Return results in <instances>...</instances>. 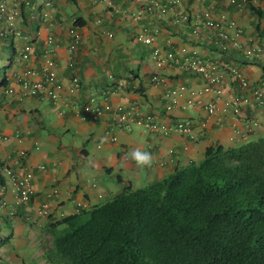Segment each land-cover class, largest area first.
Masks as SVG:
<instances>
[{"label":"crops","instance_id":"crops-1","mask_svg":"<svg viewBox=\"0 0 264 264\" xmlns=\"http://www.w3.org/2000/svg\"><path fill=\"white\" fill-rule=\"evenodd\" d=\"M50 1L55 11L48 19L40 15L41 7L37 15L23 9L19 28L30 37L34 53L28 62L15 60L7 70L14 93L7 96L0 89L3 95L0 117L7 137L0 145V264H49L45 251L52 246L51 230L57 221L77 214L80 208L106 203L126 189H138L162 180L176 167L202 160L212 144L230 147L264 136V107L248 106L240 116L222 112L209 116L204 105L211 101L212 94L199 95V104L183 110L186 94L180 99L181 106L167 114L165 92L168 89L185 86L198 91L203 82L173 66L162 71L165 83L155 85L151 81L156 71L150 60L153 46L136 41L143 30L151 32L158 27L161 31L156 46L169 50L168 41L174 48L195 46L202 57L230 61L251 82L259 83L264 80V55L249 58L243 49L258 44L256 37L264 32V19H259L254 12H264V1L244 9L224 0H182L175 7L176 12H188L195 19L213 6L218 14L235 20L244 32L240 40L242 47L230 48L227 53L205 37L209 36L206 30L200 40L192 39L191 24L173 25L172 13L163 20L147 14L135 21L137 0H111L110 4L102 0ZM160 2L170 4L171 0ZM77 20L84 25H77ZM73 28L81 42L71 54L67 45ZM3 31L6 26L0 24V32ZM51 35L60 40L53 60L59 80L65 86L63 96L55 102L44 94H27L18 81L31 68L42 71L45 40ZM15 42L10 34L0 36L4 52L10 47L20 48ZM21 43L24 42L21 40ZM129 71L134 72L131 81L126 79ZM74 76L80 78L82 86L78 93L69 96L66 90ZM223 86L225 98L238 94L227 73ZM92 98L100 107L120 105L126 110L134 107L139 115H155L160 122L191 120L196 127L205 122V137L191 139L178 133L168 136L146 133L137 125L131 130L120 129L112 125L108 116L99 121H93L87 114L76 116L73 105L83 107ZM219 105L222 107V103ZM63 110L65 113L61 115ZM137 149L151 153V166H140L132 159L131 153ZM23 151L25 155H21ZM6 170L19 178L32 175L33 193L28 204H19L13 188L6 183ZM44 206H48L46 216L41 215Z\"/></svg>","mask_w":264,"mask_h":264},{"label":"trees","instance_id":"trees-1","mask_svg":"<svg viewBox=\"0 0 264 264\" xmlns=\"http://www.w3.org/2000/svg\"><path fill=\"white\" fill-rule=\"evenodd\" d=\"M256 38L264 49V32ZM8 51L3 91L19 49ZM78 211L52 225L49 264H264V136L212 144L202 160Z\"/></svg>","mask_w":264,"mask_h":264},{"label":"built area","instance_id":"built-area-1","mask_svg":"<svg viewBox=\"0 0 264 264\" xmlns=\"http://www.w3.org/2000/svg\"><path fill=\"white\" fill-rule=\"evenodd\" d=\"M111 3V0H102ZM139 7L133 15L135 21H140L147 16L153 15L156 20H163L169 14H173V25L179 26L182 24H191L192 39L200 40L203 37V30L208 32V37L211 43H214L218 49L227 53L230 48H241L240 40L243 37V30L235 20H230L225 14H218L213 10V6L206 8L202 13L192 19L188 12H176L175 7H179L182 0H171L170 4H162L160 0H137ZM206 1V0H203ZM229 5L238 9H244L246 6L257 4L264 0H224ZM38 7L43 8L40 15L44 19L51 17L55 11V5L50 0H0V24H5L6 31L2 34H10L16 40L17 49H19L15 60L17 63L28 62L34 53V45L30 42V37L26 36L19 23L23 19V9L32 10L34 15H37ZM101 24V20L97 22ZM161 29L155 28L151 32L143 30L136 36V41L146 46H153V51L150 55V60L154 63L155 72L151 77V81L155 85L165 83V78L162 71L176 66L182 72L191 73L199 77L203 85L200 90L196 91L185 86L168 89L165 92L167 101L166 113H171L180 105V99L188 94L187 102L183 106V110H188L200 103L198 96L202 94H212L210 102L204 105L205 111L209 116H214L218 112L223 114H232L240 116L242 112L251 105L264 107V80L259 83L251 82L236 65L231 64L221 58L208 59L200 55L195 46L181 45L178 48L172 46V42L168 41L169 50L156 46L157 37ZM38 33V32H37ZM70 42L67 45L71 54H74L78 49L81 38L79 33L74 28L69 32ZM113 38L112 34H109ZM21 40L24 42L21 43ZM22 44V45H20ZM46 51L44 54V64L42 71L29 69L25 73V78L18 79L22 88L31 96L47 95L54 102L58 101L63 95V83L59 80L56 62L53 60V54L56 48L60 46V40L57 36L51 35L45 40ZM246 57L254 58L264 55V49L256 43L253 47H245L243 49ZM227 73L230 76V82L236 86L238 94L231 98H225V89L223 86L224 75ZM17 82V81H16ZM18 83V82H17ZM80 78L74 76L70 80L68 89L66 90L69 96H73L81 90ZM14 86L10 85L5 94L11 96L14 93ZM3 95L0 93V97ZM222 103V107L219 104ZM73 111L76 116L87 114L91 116L93 121H99L103 117L108 116L112 125L116 128L131 130L133 125L142 128L146 133L161 134L168 136L172 133H178L187 136L191 139L201 137L205 134L206 123L202 122L198 127L191 120L166 123L160 122L155 115H139L135 108L126 110L123 106L110 105L100 107L96 104V100L92 98L90 102L84 104L83 107L73 105ZM65 110L60 114H64ZM255 126L257 124H254ZM7 140L6 135L2 130V119L0 117V145ZM113 141H117L114 137ZM23 151L21 155H25ZM6 183L13 188V192L17 197L19 204H28L33 193L31 185L32 175L28 174L24 178L17 177L11 170H6L4 173ZM48 214V206H44L41 210V215Z\"/></svg>","mask_w":264,"mask_h":264},{"label":"clouds","instance_id":"clouds-1","mask_svg":"<svg viewBox=\"0 0 264 264\" xmlns=\"http://www.w3.org/2000/svg\"><path fill=\"white\" fill-rule=\"evenodd\" d=\"M201 137H205V134ZM189 138V137H188ZM199 138V137H197ZM196 139V138H194ZM132 159L136 161V163L140 166H151L153 157L148 151H141L139 149L135 150L131 153Z\"/></svg>","mask_w":264,"mask_h":264},{"label":"rangeland","instance_id":"rangeland-1","mask_svg":"<svg viewBox=\"0 0 264 264\" xmlns=\"http://www.w3.org/2000/svg\"><path fill=\"white\" fill-rule=\"evenodd\" d=\"M9 60H10V52L9 51H7V52H5V54L3 55V61L1 62L2 64V69L4 70L5 69V67L8 65V62H9ZM3 74V73H2Z\"/></svg>","mask_w":264,"mask_h":264}]
</instances>
